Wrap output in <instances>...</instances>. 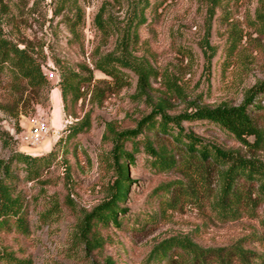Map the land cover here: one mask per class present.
<instances>
[{
	"label": "rangeland",
	"instance_id": "374dc122",
	"mask_svg": "<svg viewBox=\"0 0 264 264\" xmlns=\"http://www.w3.org/2000/svg\"><path fill=\"white\" fill-rule=\"evenodd\" d=\"M135 2L0 0L6 37L27 48L50 81L37 92L11 70L0 75V186H13L28 213L27 235L0 233L1 255L29 264H160L152 252L171 239L264 253V204L254 217L219 220L210 206L217 173L190 161L159 128L163 117L240 106L264 83V0H150L145 25L127 36ZM100 12L101 26L95 24ZM107 59L119 79L96 68ZM63 74L80 80L78 93L65 101ZM253 105L264 110V96ZM252 113L264 128L263 111ZM149 116L155 127L143 122ZM33 117L46 119L52 130L35 149L21 141ZM83 119L90 129L68 139L69 128ZM66 120L72 122L67 128ZM180 125L210 146L264 163V147L249 148L207 122L183 119ZM127 131L138 136L125 143L135 162L120 205L124 224L94 242L81 223L108 199L116 179L113 162L101 155H110L114 134ZM18 153L44 158L27 166L13 161Z\"/></svg>",
	"mask_w": 264,
	"mask_h": 264
},
{
	"label": "trees",
	"instance_id": "16d2710c",
	"mask_svg": "<svg viewBox=\"0 0 264 264\" xmlns=\"http://www.w3.org/2000/svg\"><path fill=\"white\" fill-rule=\"evenodd\" d=\"M151 7L150 0H136L128 22L127 36L138 33V29L145 25L146 11ZM103 13L95 18V24H103ZM75 23H80L82 15H77ZM76 26V24H74ZM111 59L96 63V68L107 76L119 79L120 71ZM121 66L126 67V61ZM6 70L13 71L17 77L26 82L31 90L40 92L50 84L41 63L27 49L6 37L0 24V75ZM79 76L63 74L62 97L65 101L67 94L78 93ZM258 96H264V83L252 88L242 105L237 107H219L215 109L197 110L176 118L163 117L159 128L163 133L170 134L173 142L179 146L190 161L209 171H215L218 176L219 190L210 202L211 209L222 222L237 221L244 215L254 217L260 205L264 204V163L254 159H245L237 153L224 151L218 147L210 146L192 134H187L181 127V121L207 122L227 132L247 147H264V128L259 127L252 112L263 111L258 105H253ZM254 109H257V111ZM151 116L143 122L155 127ZM171 125L174 127L171 128ZM108 132H112L110 125ZM90 129L88 119L71 126L67 138L72 139ZM134 132L114 134L113 147L107 157L101 159L107 163L113 162L112 169L116 179L110 187L109 197L88 213L81 225L89 227L93 232L94 242H100L101 234L111 227L120 228L124 224L126 209L120 207L124 204L133 183L129 174L130 167L135 159L132 153L126 151L125 143L137 137ZM253 137L251 143L247 139ZM146 148H149L146 146ZM153 156L158 151L150 150ZM52 156V153H50ZM14 160H20L27 166L42 161L44 157H33L27 154H15ZM46 159V158H45ZM188 159V160H189ZM5 173L12 175L8 166H4ZM121 216V217H120ZM264 227V220L262 221ZM16 231L18 234H28V213L23 200L15 196L13 186H0V233L6 234ZM89 244V243H88ZM160 264H264V253L244 251L243 249L228 247L220 249H204L187 240L171 239L156 247L152 252ZM0 262L5 264H29L15 259L10 255H1ZM94 264V263H93Z\"/></svg>",
	"mask_w": 264,
	"mask_h": 264
},
{
	"label": "built area",
	"instance_id": "2783aa9c",
	"mask_svg": "<svg viewBox=\"0 0 264 264\" xmlns=\"http://www.w3.org/2000/svg\"><path fill=\"white\" fill-rule=\"evenodd\" d=\"M30 124L28 131L22 134L21 141L27 147L35 149L40 147L50 137L52 130L48 121L41 117H33ZM70 124L72 122L66 120L64 127L67 128Z\"/></svg>",
	"mask_w": 264,
	"mask_h": 264
}]
</instances>
